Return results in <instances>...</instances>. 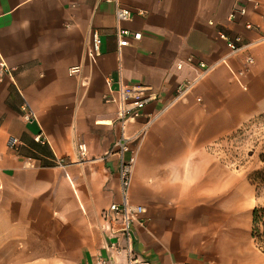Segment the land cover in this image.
I'll return each instance as SVG.
<instances>
[{"label": "crops", "instance_id": "0c3cea01", "mask_svg": "<svg viewBox=\"0 0 264 264\" xmlns=\"http://www.w3.org/2000/svg\"><path fill=\"white\" fill-rule=\"evenodd\" d=\"M120 3L133 10L120 25L142 32L121 58L114 1L0 0V57L18 67L0 82V264H63L65 257L98 264L111 241L123 239L103 215L122 198L118 156L110 153L121 131L117 105L105 101L120 79L158 93L130 133L161 113L140 144L130 188L131 200L147 207L144 223L133 225L135 255L144 264H264L248 228L239 234V212L226 210L225 218L222 202L217 218L201 204L207 184L215 200L223 170L212 145L264 112V0L259 8L245 0ZM238 5L248 11L233 20ZM93 29L102 35L99 53L89 51ZM221 31L242 35L246 46L231 54ZM225 56L244 70L241 82L219 62L173 102L200 62ZM25 106L34 118H25ZM10 136L20 138L18 148Z\"/></svg>", "mask_w": 264, "mask_h": 264}, {"label": "built area", "instance_id": "2783aa9c", "mask_svg": "<svg viewBox=\"0 0 264 264\" xmlns=\"http://www.w3.org/2000/svg\"><path fill=\"white\" fill-rule=\"evenodd\" d=\"M116 3V16L119 25L116 28V35L118 37V54L121 58L123 48L132 44V37L134 39H140L142 37L141 31L132 32L129 28L122 27L120 23L124 20H129L133 17V10L129 7H125L120 3V0H108ZM251 2L256 8H259L262 4V0H245ZM248 8L246 6H236L231 13V18L234 20L239 15L247 14ZM213 23V21H211ZM247 26L252 28L255 26L261 27V25H255L252 22H248ZM220 36L225 38L228 42V46L232 53L240 52L246 44L243 41L242 35L238 34L234 37H230L226 32L221 31ZM90 53H99L102 44V35L98 29L92 30V42ZM189 59H192L191 57ZM219 62H224L229 65L227 56L214 64H207L206 62H200V72L197 76L191 79L184 80L180 83L177 89L173 102L183 97L193 86L203 77H205ZM254 62V56L249 54L245 57V63L251 64ZM179 67L183 66V62H179ZM230 67V65H229ZM233 71L236 78L241 82V76L244 74V70L240 69ZM18 69L17 66L10 65L4 58L0 57V82H2L7 75L13 76L14 72ZM78 68H72V72ZM158 98L157 90L152 85L144 84H132L120 79L117 88H111L105 95V101L108 103H115L117 105V119L120 123V135L113 143L110 153L118 156V174L120 179V188L122 198L120 201L113 202L103 212L104 217L109 220V227L112 234L121 233L122 238L118 237L116 240L111 241L107 246L110 251L108 257H100L98 264H114L116 262L115 254H124L126 256V263L124 264H144L145 261L141 260L135 255L133 248V225L136 221L144 223L147 214V207L144 204L133 202L130 198V188L133 181L134 169L137 161L138 151L140 144L147 132L149 125L155 121L159 116L158 114L152 115L144 125H141L134 133L129 132V126L140 117L146 108V106L153 100ZM170 104L167 105V107ZM166 107V108H167ZM26 112L25 118L30 120L35 117L34 111L25 106ZM37 140L43 141L42 134L36 136ZM138 141L139 145L133 146V143ZM9 145L12 148H18L21 140L19 137L10 136ZM79 149L81 154L86 153V144L84 142L79 143ZM2 167L0 165V190L3 189L4 183L1 177ZM124 242V243H123Z\"/></svg>", "mask_w": 264, "mask_h": 264}, {"label": "rangeland", "instance_id": "374dc122", "mask_svg": "<svg viewBox=\"0 0 264 264\" xmlns=\"http://www.w3.org/2000/svg\"><path fill=\"white\" fill-rule=\"evenodd\" d=\"M212 150L223 164V170L218 171L216 182L218 191L215 200L207 184L202 187L201 204L207 206L206 210L209 212L215 208L216 216L219 218V208L223 202L225 208L223 216L227 217L226 210L231 212L233 209L239 212V234H243L245 227L250 233L252 209L257 204H264V190L258 197L256 186L249 178L251 172L264 166L261 159V154L264 153V112L251 117L240 127L217 140L212 145ZM64 163L66 162L59 164ZM227 207L229 209H226ZM55 260L56 258H48L49 263H55ZM62 262L73 264V258L65 257Z\"/></svg>", "mask_w": 264, "mask_h": 264}, {"label": "trees", "instance_id": "16d2710c", "mask_svg": "<svg viewBox=\"0 0 264 264\" xmlns=\"http://www.w3.org/2000/svg\"><path fill=\"white\" fill-rule=\"evenodd\" d=\"M261 159L264 161V153L261 154ZM249 178L255 184L256 195L259 197L264 190V166L251 172ZM251 236L264 251V204H257L252 209Z\"/></svg>", "mask_w": 264, "mask_h": 264}]
</instances>
